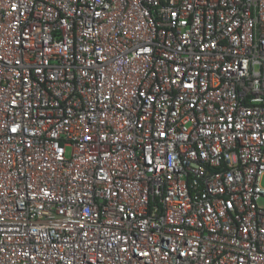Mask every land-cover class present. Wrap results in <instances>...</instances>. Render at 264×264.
<instances>
[{"label": "built area", "instance_id": "built-area-1", "mask_svg": "<svg viewBox=\"0 0 264 264\" xmlns=\"http://www.w3.org/2000/svg\"><path fill=\"white\" fill-rule=\"evenodd\" d=\"M0 264H264V0H0Z\"/></svg>", "mask_w": 264, "mask_h": 264}]
</instances>
